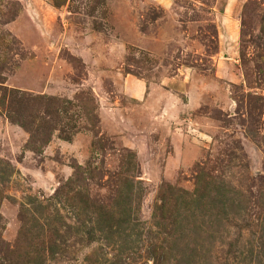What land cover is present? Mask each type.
Segmentation results:
<instances>
[{
    "label": "rangeland",
    "instance_id": "374dc122",
    "mask_svg": "<svg viewBox=\"0 0 264 264\" xmlns=\"http://www.w3.org/2000/svg\"><path fill=\"white\" fill-rule=\"evenodd\" d=\"M0 264H264V0H0Z\"/></svg>",
    "mask_w": 264,
    "mask_h": 264
}]
</instances>
